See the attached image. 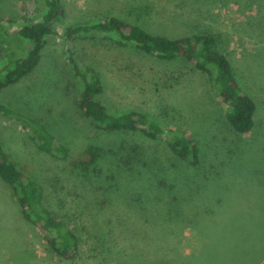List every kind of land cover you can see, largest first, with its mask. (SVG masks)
Listing matches in <instances>:
<instances>
[{
    "label": "rangeland",
    "instance_id": "1",
    "mask_svg": "<svg viewBox=\"0 0 264 264\" xmlns=\"http://www.w3.org/2000/svg\"><path fill=\"white\" fill-rule=\"evenodd\" d=\"M33 2L0 0V69L12 64L15 55L25 54L26 45L16 37L21 25L12 21L32 14ZM65 8L66 19L57 25V35L48 40L38 66L3 89L0 104L42 122L70 151L69 160L82 150H91L94 161L84 165L82 176L76 178L82 185L79 181L75 185L67 176L71 175L69 160L44 154L27 129L2 114L0 142L18 167L47 188L53 214L77 227L82 246L75 264H115L101 253L99 230L92 227L96 216L105 217L112 209L106 205L99 212L90 211L103 201L122 204L117 187L139 181L152 187L151 193H157L160 183L172 188L170 197L166 193L150 195L170 201L169 207L152 201L154 225L162 224L159 233L169 231L182 241L189 239L196 230L186 225V216L203 218L208 210L227 215L233 224L244 218L249 222L247 228L257 232V241L247 245L251 249L248 259L250 263L260 260L264 256V0H66ZM109 16L175 40L214 33L217 51L227 56L241 91L256 105L253 129L245 134L232 129L228 110L220 105L209 74L182 58L161 61L130 47H118L112 37L98 32L92 40H77L73 53L82 70L92 68L98 73L104 86L100 103L116 115L141 111L171 133L189 134L197 143L200 163L192 167L179 159L164 137L148 140L140 133L97 130L79 108L83 83L67 60L72 44L62 34L70 26ZM134 191L135 198L142 197ZM175 200L178 202L173 203ZM164 209L160 222L156 213ZM138 215L146 219L144 212ZM29 251L32 259L24 260ZM0 264H69L45 252L1 178Z\"/></svg>",
    "mask_w": 264,
    "mask_h": 264
},
{
    "label": "trees",
    "instance_id": "2",
    "mask_svg": "<svg viewBox=\"0 0 264 264\" xmlns=\"http://www.w3.org/2000/svg\"><path fill=\"white\" fill-rule=\"evenodd\" d=\"M33 3L32 14L27 13L18 21H12V24L21 25L20 28L17 27L18 32L15 33L16 37L23 42V46L26 45L25 54L21 56L14 54L13 63L1 67L0 92L33 72L42 59L48 40L57 35V25L64 23L66 19V0H34ZM98 32L106 33L109 38L112 37L118 47H130L133 48L132 50L152 55L161 61H175L182 58L195 69L209 74L218 89L220 105L228 110L227 118L232 129L238 134L249 133L253 129L256 105L241 91L236 73L227 56L217 51V38L214 33L191 34L175 40L154 35L147 31L146 27L132 25L109 16L70 26L62 34V39L72 44L68 48L67 60L73 65L76 75L83 83L78 99L79 108L83 116L90 119L97 130L107 134L140 133L148 140L164 137L162 140L167 142L171 152L179 159L188 162L192 167L200 163L197 143L189 134L171 133L164 124L141 111L116 115L100 103L98 98L103 93L104 86L98 73H95L92 68L82 70L73 53L77 40H92ZM111 34L116 35V38ZM0 114L27 129L36 147L44 154L57 160H69L70 151L36 118L9 110L2 104H0ZM81 152L74 159L69 160L72 167L68 164V172L71 175L67 174V176L70 181L75 182V185L78 181L82 185L76 178L82 176L79 174L83 172L84 165L93 162L95 158L91 150ZM139 175L142 177L141 171ZM0 178L12 191L22 220L34 228L45 252L54 258H59L60 261L69 264L77 263L82 246L77 227H72L67 221L53 214L47 188L31 177L26 169L17 166L5 152L1 142ZM129 184L130 186L123 188L117 187V192H121L122 204L103 201L100 205L96 203L90 211L91 213L94 210L99 212L106 205L112 209V213L105 217L100 214L96 216L92 227L99 230L97 244L102 249L101 253L113 259L115 264H245L250 262L249 251L247 252L246 248L249 242L257 241L255 235L257 232L247 228L249 222L244 218L238 220L239 223L233 224L234 222L229 220L227 215L217 214L211 210L204 212L203 218L202 215L186 216V225L188 224V227L196 232L191 238L182 241L180 240L182 238L172 234L173 232L159 233L162 224L160 227L155 226L153 222L156 221L155 215L150 212L152 201L161 207L170 205V201L165 203L160 196L154 195L150 198V195L166 193L170 197L172 188H167L164 183H160L155 188L157 193H151L149 190L152 187H146L140 181L129 182ZM134 190H137L143 198H135ZM177 202L178 200H175L173 203ZM139 211L145 213L146 219L138 215ZM165 212L164 209L156 213L160 222L163 221ZM213 214L215 215L210 216ZM94 216L95 214H92L91 217ZM236 226L238 227L235 228ZM177 240L179 243H175ZM106 253H110L111 256ZM32 257L33 254L29 251L23 259L30 261Z\"/></svg>",
    "mask_w": 264,
    "mask_h": 264
},
{
    "label": "crops",
    "instance_id": "3",
    "mask_svg": "<svg viewBox=\"0 0 264 264\" xmlns=\"http://www.w3.org/2000/svg\"><path fill=\"white\" fill-rule=\"evenodd\" d=\"M246 251H247V252L249 251V255H250V253H251V249L246 248ZM258 251H259V250H258V248H256V247L253 249V252H255V253H257ZM245 264H252V263H250V262H245ZM253 264H264V256H263L260 260L254 262Z\"/></svg>",
    "mask_w": 264,
    "mask_h": 264
}]
</instances>
